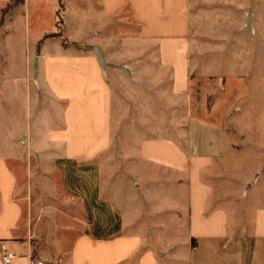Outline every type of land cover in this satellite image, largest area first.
<instances>
[{
    "label": "crops",
    "instance_id": "crops-1",
    "mask_svg": "<svg viewBox=\"0 0 264 264\" xmlns=\"http://www.w3.org/2000/svg\"><path fill=\"white\" fill-rule=\"evenodd\" d=\"M42 4L25 0L0 25V242L12 264L37 258L16 197L33 157L82 212L62 264H264V115L257 152L237 151L234 134L237 113L264 114L249 104L253 82L264 89V0H64L66 46L40 41L30 13ZM22 46L23 73H11L4 50Z\"/></svg>",
    "mask_w": 264,
    "mask_h": 264
},
{
    "label": "rangeland",
    "instance_id": "rangeland-1",
    "mask_svg": "<svg viewBox=\"0 0 264 264\" xmlns=\"http://www.w3.org/2000/svg\"><path fill=\"white\" fill-rule=\"evenodd\" d=\"M55 2V10L50 16L51 6L45 5L47 2L43 0V4L37 9L38 12L33 15L30 13L31 23L34 29L44 32L42 37L46 34L59 32L60 36L58 37L46 38L59 40L63 46H66L69 41L64 33V0H55ZM12 4V2L8 1L0 8V25L6 19H10L21 6L13 10ZM59 4L62 6H59ZM70 15L71 14H68V17ZM69 20L72 19L69 17ZM22 22L23 18L17 16L11 25L12 30L17 32V29L22 26ZM50 27L52 28L51 32H45ZM15 35L17 34L15 33ZM46 38H42L40 41ZM62 38H64V41ZM4 51L5 55H10L14 60V64L10 66L11 73L22 74V61L25 57V51H27L26 54H28V49L25 50L24 46H22L16 49H6ZM219 82L218 80L213 84H215L216 88L221 89ZM253 85L257 90L260 88L261 94L259 97H251L250 100H252V102H249V104L264 105L263 86L259 85L257 81L253 82ZM256 91L255 93H257ZM213 92L216 93V91ZM218 93H220V90ZM212 101L213 96H209L207 103L211 104ZM242 103V101H239L236 104L241 105ZM244 104H248V102L246 101ZM244 114L242 112L237 113V116L240 117V122L243 121V123H240L241 127L239 126L236 131L234 130L235 138H237L236 149L241 153H246L248 151L253 153L254 150V152H257V145H253L251 140L252 138L256 139L261 137L260 135H262V133H259L258 127L260 126V119L264 114L261 112L251 113L253 119H250V117H243ZM245 138H250V140L248 141V139ZM25 139L26 137L22 139L24 145ZM26 146L28 150V143H26ZM30 163L31 169L20 171L18 175L19 179L17 184L21 187V191H19L20 194L16 193V197H19L23 204V213L20 223L21 225L26 224V227L31 228V230L35 232L31 240V249L39 260L43 261V263L62 264L64 259L62 247L63 250L66 251L70 245V239L67 237L68 235H66L65 230L71 227H75L76 229L79 228L78 225L82 219V212L77 203L74 201L72 202L64 190L60 188V172L58 170H49L48 166H45V162H41L35 159V157L30 160ZM47 184L56 185L57 192L49 193L48 191H44V187ZM70 207H73V209Z\"/></svg>",
    "mask_w": 264,
    "mask_h": 264
},
{
    "label": "built area",
    "instance_id": "built-area-1",
    "mask_svg": "<svg viewBox=\"0 0 264 264\" xmlns=\"http://www.w3.org/2000/svg\"><path fill=\"white\" fill-rule=\"evenodd\" d=\"M15 257L14 251L8 246L6 241L0 242V264H12ZM28 264H43V261L29 256Z\"/></svg>",
    "mask_w": 264,
    "mask_h": 264
},
{
    "label": "trees",
    "instance_id": "trees-1",
    "mask_svg": "<svg viewBox=\"0 0 264 264\" xmlns=\"http://www.w3.org/2000/svg\"><path fill=\"white\" fill-rule=\"evenodd\" d=\"M9 2H12V9L15 10L16 7L24 4L25 0H9ZM59 6H62L61 4H59ZM60 36L59 32H54V33H50V34H46L44 35L43 38H46V37H58ZM63 41H64V38H62Z\"/></svg>",
    "mask_w": 264,
    "mask_h": 264
}]
</instances>
